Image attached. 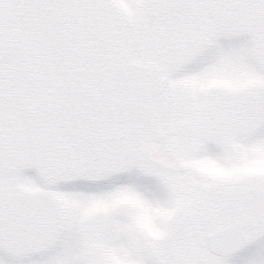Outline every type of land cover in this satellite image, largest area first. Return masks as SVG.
I'll return each mask as SVG.
<instances>
[{
	"label": "snow or ice",
	"instance_id": "obj_1",
	"mask_svg": "<svg viewBox=\"0 0 264 264\" xmlns=\"http://www.w3.org/2000/svg\"><path fill=\"white\" fill-rule=\"evenodd\" d=\"M0 264H264V0H0Z\"/></svg>",
	"mask_w": 264,
	"mask_h": 264
}]
</instances>
